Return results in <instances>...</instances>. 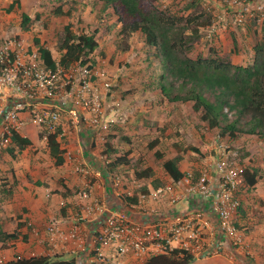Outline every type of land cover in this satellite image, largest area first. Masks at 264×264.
<instances>
[{
	"label": "built area",
	"instance_id": "built-area-1",
	"mask_svg": "<svg viewBox=\"0 0 264 264\" xmlns=\"http://www.w3.org/2000/svg\"><path fill=\"white\" fill-rule=\"evenodd\" d=\"M90 65L75 63L67 69L57 65L52 70L37 47L25 44L20 35L12 32L1 38L0 99L6 103L0 108V152L10 147L12 134L24 125L22 113L46 141L50 134L63 141L81 127L93 135L108 132L112 122L104 99L111 82L96 62ZM242 170L238 153L220 143L209 166L149 188L133 203L116 192L119 204L114 208L93 199L72 215L69 226L51 220L43 231L44 243L57 248L63 242V248H76L74 264H145L175 251L193 261L219 257L226 248L236 250L241 245L236 219L238 194L245 186L238 182ZM79 195L87 200L89 192ZM146 202L151 204L145 206ZM86 226L87 243L81 237ZM246 256L242 264L248 263ZM31 258L35 254L16 260Z\"/></svg>",
	"mask_w": 264,
	"mask_h": 264
},
{
	"label": "rangeland",
	"instance_id": "rangeland-1",
	"mask_svg": "<svg viewBox=\"0 0 264 264\" xmlns=\"http://www.w3.org/2000/svg\"><path fill=\"white\" fill-rule=\"evenodd\" d=\"M13 1H17L18 4L7 14L6 9ZM154 1L160 9L176 15L202 13L205 14V18L210 17V24L204 21L202 24L193 25L199 36L193 44L192 57H207L210 52H216L220 58L234 65H247L251 61L253 47L259 42H264V0ZM193 1V6L186 8ZM83 5L86 6V3L76 2L80 12L73 13L69 19H58L51 15L48 0H0V39L14 32L33 46V40L37 38L42 41V46L51 51L53 59L58 61L60 56L58 46L65 24L70 23L77 34L83 31L87 34L92 33L97 26V21L92 15L84 16V11L87 13V10H82ZM91 9L92 13L97 11L96 8ZM22 13L31 18L41 14L42 18L41 21L33 22L25 34L20 29ZM108 25L116 26L113 21ZM113 28L97 36L103 50L98 53L101 61L99 64L96 63L106 71L111 82V90L104 99L105 106L120 103L122 115L117 121L115 118L119 115L113 116L112 120L110 118L111 127L104 135L107 140L101 148L106 155L107 150L112 149L119 154L128 155L129 163L111 170L108 177L115 191L129 202L127 200L129 198L136 200L138 196L146 194L148 188L153 187L155 182L162 185L169 182L162 168L165 160L178 157L183 161V169L187 164L188 168L192 169L190 171L207 167L203 161L209 159L213 152L212 143L219 133L214 129L207 130V126L198 121L191 110V104H165L157 92L148 89L147 81H152L159 73V66L151 54L150 66L146 60L147 52L152 53L153 50L147 48L143 37L136 34L132 36L134 37L132 40L117 39L118 30L112 31ZM126 47L127 50L123 51L122 48ZM103 58L106 60L104 64ZM108 112L106 108V113ZM68 138L69 135L62 141L66 145L69 142ZM228 148L233 149L229 146ZM193 149H197L199 153ZM238 151H243L241 154L243 157L244 150ZM113 157L108 156L107 160H103L109 169ZM147 171H150L148 177L139 178V174ZM19 212L20 210H16L14 215L17 216L16 213ZM262 240L264 245V238ZM221 262L222 260L212 258L192 261L190 264Z\"/></svg>",
	"mask_w": 264,
	"mask_h": 264
},
{
	"label": "trees",
	"instance_id": "trees-1",
	"mask_svg": "<svg viewBox=\"0 0 264 264\" xmlns=\"http://www.w3.org/2000/svg\"><path fill=\"white\" fill-rule=\"evenodd\" d=\"M80 1L83 2V0L69 2L48 0L50 13L58 19H69L79 10L76 2ZM89 1L92 8L98 5L99 9L105 13V17L115 18L114 24H119L117 35L121 39H130L135 34L139 35L143 37L147 48L153 50L152 53L147 52L146 60L150 66L152 55L159 66V73L152 78V81H147V88L157 92L162 101L169 104H191V110L198 121L209 129L217 130L222 137L235 139L238 136H252L264 141V42H259L253 47L251 61L247 65H234L220 58L216 52H210L207 57H192L193 44L199 36L194 26L204 21L210 24L209 16L205 18V14L202 13L176 15L160 9L154 0ZM16 4H18L17 1L11 2L6 13H11ZM73 4H75L74 7ZM193 4L194 1L190 2L186 8H190ZM105 17L103 20H106ZM41 19V14L31 18L22 13L20 29L26 32L33 22L41 21ZM97 32L98 29H95L91 35L77 34L70 23L65 24L59 41L60 56L57 62L52 58L51 52L40 45L39 39L34 38L33 43L47 68L55 70L58 65L67 69L75 63L80 65L91 63L90 67H92L88 57L98 47L95 40ZM127 48L122 50L126 51ZM12 142L19 150L31 145L28 139L20 137L15 132L12 134ZM47 147L54 164L57 166L63 164L57 134L48 135ZM193 150L199 153L197 149ZM107 155L114 156L110 165L111 169L129 163L127 154H119L112 149L107 150ZM179 161L180 158L176 157L162 163L163 170L173 181H179L184 176L179 169ZM149 173L150 171L143 172L138 176L139 178L148 177ZM256 179V171L243 169L238 182L254 186ZM161 185L160 182H155L153 187L157 188ZM127 200L130 203L135 202L133 198ZM2 236L7 240L17 239L16 233L0 232V238ZM192 261L191 257L179 255L175 251L166 256L153 257L145 264H190ZM0 264H74V261L36 257L15 259Z\"/></svg>",
	"mask_w": 264,
	"mask_h": 264
},
{
	"label": "crops",
	"instance_id": "crops-1",
	"mask_svg": "<svg viewBox=\"0 0 264 264\" xmlns=\"http://www.w3.org/2000/svg\"><path fill=\"white\" fill-rule=\"evenodd\" d=\"M83 3H86V6L82 7V10H87V13L84 11V16L92 15L97 21V26L93 30L98 29L95 37L98 47L90 54V57L93 63L99 64L101 57L98 53L103 50V45L99 43L97 36L105 30H110L111 27L107 24L112 21L115 23V18L101 14L102 11L98 5L94 7L97 11L92 13V4L89 0H84ZM104 17L106 20H103ZM109 18L111 21H108ZM112 28V31L117 32L119 24ZM21 32L25 34L28 31L21 30ZM82 33L87 34L86 31ZM119 38L117 36V39ZM133 38L130 37V40ZM23 40L28 46H32L25 39ZM39 41L42 46V41ZM42 47L48 49L45 46ZM105 61L103 58L102 63L104 64ZM5 103V100L0 99V108ZM164 103L167 102L164 101ZM115 104L119 106L113 108ZM109 106L110 110L106 113L107 119L112 120L113 116L119 115L115 118L117 121L122 115L120 103H112ZM20 117L24 125L17 133L20 137L28 139L31 145L19 150L12 142L10 147L0 152V232L17 234L15 240H7L4 236L0 238V263L15 260L17 256L27 258L32 253L36 257L74 261L78 252L76 248H63L60 246L63 242L58 243L60 245L57 248L47 246L44 243L43 231L46 224L53 219L66 227L69 226V220L73 214L80 212V206L93 199L104 200L112 208L119 204L116 191L108 177L110 171L114 169L104 165L108 155L104 154L101 148L106 143L107 139L104 135L107 132L93 135L88 128L81 127L80 132L77 130L68 133V145L62 142V137L58 138L64 162L57 166L49 156L47 141L36 125L29 120L26 113H22ZM206 129L210 130L208 127ZM220 143L233 148L232 151L239 155L241 170L256 171L257 179L254 186L244 183L245 186L238 194L240 209L236 227L240 233L241 245L236 250L226 248L221 256L213 259L222 260L221 264H242L244 255H247L246 258L249 260L247 264H264L262 240L264 238V141L252 136H238L230 139L227 136L217 135L212 143L213 152L208 160L203 161L204 164L209 166L212 163ZM240 149L246 153L243 157H241L243 151H238ZM182 164L183 161L180 159L179 169L184 174L192 170L187 164L183 169ZM84 190L89 192L87 200L80 198L79 195ZM150 204L146 202L145 206ZM16 210H20L16 213L17 216L14 215ZM81 237L83 241L88 242L87 226Z\"/></svg>",
	"mask_w": 264,
	"mask_h": 264
}]
</instances>
